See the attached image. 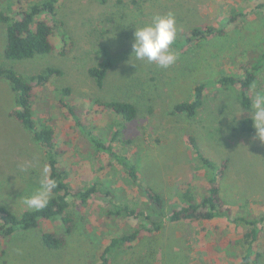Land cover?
Segmentation results:
<instances>
[{"label":"rangeland","instance_id":"obj_1","mask_svg":"<svg viewBox=\"0 0 264 264\" xmlns=\"http://www.w3.org/2000/svg\"><path fill=\"white\" fill-rule=\"evenodd\" d=\"M39 1L0 0V10L11 14ZM58 12L63 25L52 37L55 49L29 60L4 58L6 25L0 24V67L25 78L49 67L61 71L36 88V126L54 130L70 186L97 185L98 192L85 205L70 198V234L58 217L0 236V264H100V253L113 238L136 231L138 239L117 250L110 264H240L247 251L245 223L226 218L171 223L167 218L181 207L185 186L197 196L207 191L209 170L201 155L216 172L226 166L217 184L233 218L264 217V144L253 139L255 130L239 129L251 111L242 104L240 87L216 84L262 63L251 97L264 94V0H59ZM169 12L177 29L171 46L175 63L161 68L131 57L135 27ZM207 26L226 32L184 45L194 28ZM107 60L112 67L98 87L88 72ZM203 83L208 89L198 113H175L176 105L191 102ZM64 88H70L69 96L61 95ZM59 101L73 106L80 123ZM117 101L134 105L136 119L125 121L105 106ZM16 109L15 92L0 78V207L21 216L34 210L23 201L39 187L47 165L41 145L14 117ZM94 139L116 154L99 150ZM132 166L137 181L129 176ZM146 190L162 197L161 208ZM125 207L138 215H111ZM158 223L160 230H154ZM259 227L253 264H264V222ZM43 232L65 235V245L47 248Z\"/></svg>","mask_w":264,"mask_h":264},{"label":"trees","instance_id":"obj_2","mask_svg":"<svg viewBox=\"0 0 264 264\" xmlns=\"http://www.w3.org/2000/svg\"><path fill=\"white\" fill-rule=\"evenodd\" d=\"M59 0H41L24 8L11 10V14L0 10V24L6 25V45L4 49V58L8 61H22L35 58L39 55L51 54L55 49L52 37L56 31L63 25L58 12ZM238 16L231 21L237 20ZM225 29L216 27H198L194 28L186 36L184 45L191 44L196 40H204L214 35L225 34ZM256 64L253 71L247 70L242 77L226 76L220 78L216 84L224 87L239 86L241 89L242 104L250 107L252 97L251 91L255 82V71L262 67ZM110 60L102 63L100 66L89 70V75L95 80L98 87H102L107 74L111 70ZM61 71L55 68H47L43 72L29 78L22 77L13 68L0 67V78L6 79L13 92L16 95L17 109L13 112L14 117L30 132L34 139L41 145L44 151L48 176L56 182V188L51 193L48 205L42 210L26 211L21 216H16L4 207H0V236L9 237L16 231L30 230L36 228L41 221L56 220L60 217L64 223L65 234L72 231V217L68 211L70 209V198L78 200L82 205L94 196L97 192V185L90 187H71L67 182L68 171L61 163V157L64 154L62 148L55 139V132L51 128L38 129L34 119V101L36 97V88L47 86L52 79L60 75ZM208 89L206 84H200L195 88L194 99L191 102H184L176 105L174 112L187 114L194 117L204 105L205 92ZM70 88H64L61 91L63 97L69 96ZM59 104L68 109L75 121L79 122L76 111L73 106L64 101ZM105 106L125 121L131 122L137 117V109L134 105L127 102H110ZM251 120L245 119L239 126L242 133H251ZM97 148L110 151L114 156L116 153L111 147L100 144L93 140ZM190 143L195 148L193 138ZM202 162L209 170V182L207 191L203 196H197L196 192L190 186H185L181 192V207L173 210L168 215V221L171 223L179 222H204L213 221L219 218H226L229 222H242L249 228L242 235V241L246 246V254L243 256L240 264H253L251 253L254 244L262 235V228L259 223L264 222L261 219L247 220L246 218H233L231 210L223 205L219 198L218 180L221 178L225 165L216 172V165L209 159L201 155ZM129 176L137 181L138 174L135 167L128 169ZM147 197L153 204L159 208L163 206L162 197L156 193L146 190ZM125 212L127 217L137 216L136 210H130L128 207L111 213V215H122ZM162 223L155 225L154 230H160ZM140 236L139 232L129 235H123L113 238L110 243L101 251L100 264H110L112 256L125 245L132 244ZM42 241L44 246L49 249H59L66 243L65 235H55L51 232H43Z\"/></svg>","mask_w":264,"mask_h":264},{"label":"clouds","instance_id":"obj_3","mask_svg":"<svg viewBox=\"0 0 264 264\" xmlns=\"http://www.w3.org/2000/svg\"><path fill=\"white\" fill-rule=\"evenodd\" d=\"M176 32L173 13L154 15L150 24L135 27L131 57L134 55L137 61L146 60L161 68L171 66L177 59L176 54L171 49L176 39ZM250 109L248 118L255 130L253 139H258L264 144V94L257 93L255 95L251 101ZM240 115L234 117L239 118ZM47 172L48 169L45 167L39 187L30 196L24 198L23 202L27 208L39 211L48 205L50 195L57 185Z\"/></svg>","mask_w":264,"mask_h":264}]
</instances>
